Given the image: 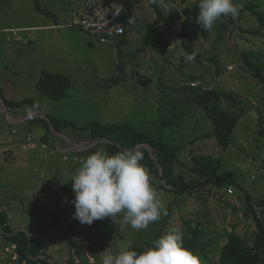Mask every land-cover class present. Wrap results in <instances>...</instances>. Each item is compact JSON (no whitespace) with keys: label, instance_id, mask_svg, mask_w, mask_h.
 Returning <instances> with one entry per match:
<instances>
[{"label":"rangeland","instance_id":"rangeland-1","mask_svg":"<svg viewBox=\"0 0 264 264\" xmlns=\"http://www.w3.org/2000/svg\"><path fill=\"white\" fill-rule=\"evenodd\" d=\"M83 1L36 0L39 7L58 17L56 21L37 11L35 0H0V95L12 100L25 97L38 105L34 118L21 123L7 124L5 113L0 112V141L12 139L7 157L0 153V208L8 214V226L39 240L49 264H100L104 250L144 244L160 229H182L185 220L200 222L208 231L227 232L236 226L244 238L256 229L243 213L246 195L264 213L258 206V201L264 200V135L258 132V120L264 114V86L240 59L244 50L251 52L253 61L263 62L264 35L238 29L257 30L256 20L249 12H239L232 17L236 27L229 35L216 23L208 38L196 46L199 58L187 62L175 35L176 22L167 17L171 9L180 10L194 0H156L165 16L158 27L170 47L155 48L143 41L146 24L156 17L151 0L138 4L122 0L128 17L126 40L117 39L114 45L102 44L80 28L48 27L78 18ZM257 3L264 11V1ZM42 70L71 78L72 86L64 97L51 100L38 91L35 82ZM18 80L24 82L25 90L16 89ZM185 84L199 88H178ZM201 88L237 93L235 106L223 101V108L238 118L226 148L218 146L214 137L187 143L212 128L204 110L193 100ZM7 112L14 117L13 111ZM49 118L62 121L56 130ZM163 118L173 123L159 132L157 121ZM91 123L125 124L160 135L169 143L186 142L178 151L182 172L192 165L193 155L209 154L219 160L218 175L233 180L239 188L227 195L228 182L221 179L200 188L203 195L197 194L199 197L159 190L167 215L139 232L125 224L122 215L116 221L107 217L90 226L81 224L72 215L75 207L70 201L75 194L71 177L91 154L88 148L98 144L84 128ZM4 128L8 133H3ZM139 145L137 151L148 148ZM0 264H28L19 260L15 245L5 240L1 231Z\"/></svg>","mask_w":264,"mask_h":264},{"label":"trees","instance_id":"trees-1","mask_svg":"<svg viewBox=\"0 0 264 264\" xmlns=\"http://www.w3.org/2000/svg\"><path fill=\"white\" fill-rule=\"evenodd\" d=\"M133 1L135 4H138L142 0ZM258 1L264 0H235L236 3H242L244 5L240 12H249L258 24V29L254 31L247 30L241 26H238V29L242 32L250 33L253 36L264 35V11L258 8ZM181 2L183 3L185 0H181ZM197 3L198 0H194L190 6L184 3V6L180 10L176 8L171 9L167 17L170 21L176 22L175 35L179 39L181 48L187 55L196 53L195 60L200 56V52L196 46L200 43L201 39L208 38L210 32L204 30L196 21L199 12ZM150 5L153 7L156 17L154 21L146 24L143 41L153 48L158 46L170 47L169 41L158 27L159 21L165 19L164 13L156 0H151ZM35 9L47 16L55 17V14H52L46 8L39 7L36 0ZM83 11L84 1L79 17L73 20L80 19L83 16ZM120 18L125 23V33L121 36H117L115 41L120 38H122V41L126 40L128 17L126 12H124V7ZM72 23L73 21L67 24ZM217 23L222 30L228 32V35L230 30L236 27L235 21L231 16L222 17ZM71 27L80 28L84 31L79 25H73ZM90 36L94 38L92 35ZM222 37L223 35H220V38ZM250 56V51H240V59L243 67L247 72L258 79L259 84L264 86V61L257 63L253 61ZM71 86L72 80L69 76L47 70H42L39 73L35 84V87L41 94L51 100H59L64 97ZM190 87L199 88V85L193 86L185 84L178 86V88L184 90ZM236 95V92L232 93L229 90L220 91L215 88H201L199 92L195 94L193 100L204 110L206 116L212 123V128L210 131L190 139L187 143H192L202 138L214 137L218 146L222 148L228 147L233 137V131L238 123V118L223 108V101L232 102L235 106L238 103ZM0 99L6 107H15L22 104L29 105L33 110H35L36 107V103L28 98L21 101H11L0 95ZM42 120L45 122V119ZM49 121L55 130L62 122L60 119L56 118H49ZM172 123L173 121L171 119L163 118L158 120V131L164 130L166 127L172 125ZM258 125L260 127L258 132L264 135V114L260 115ZM84 128L90 130L93 140H99L98 144H93L88 148L91 153L98 151L99 147H103L104 149L101 151L115 154L120 151H125V149H133L139 144H147L150 150L142 147L138 151L143 153L144 159L141 163L148 169L153 186L158 191H173L178 195L188 196L195 194L203 195L200 188L206 186L210 182L214 183L215 180L221 179L228 182V186L225 190L227 195L233 194V189L239 188V185L233 180L218 175L220 169L219 160L209 154L193 155L191 157L192 165L188 167L187 172H182L179 166L183 164L178 158V151L185 146L186 142L177 144L169 143L160 135L152 136L149 132L137 131L125 124L105 125L101 123H91ZM106 140H110V142ZM88 150L86 149V151ZM262 160L264 162V155ZM229 190H231V192H229ZM245 200L246 208L243 213L254 223L256 227L255 230L248 232L243 238L236 232V226H233V228L227 232L216 229L208 231L200 222L192 223L189 220H185L182 228L185 246L198 251L206 261V264H264V213H260V211L254 207V203L247 195ZM173 203L174 202L171 204L173 205ZM225 204L231 206L227 201H225ZM258 204V206L264 208L263 199L258 201ZM233 209L235 210L236 207H233ZM7 219L8 214L0 208L1 236L15 245L19 260L21 262H27L28 264H49L42 253L41 242L22 230L14 232L8 226ZM160 230L154 232V234L151 235L152 238L147 240L144 244H134L127 249L140 252L146 247L151 246L152 242L164 233Z\"/></svg>","mask_w":264,"mask_h":264},{"label":"clouds","instance_id":"clouds-1","mask_svg":"<svg viewBox=\"0 0 264 264\" xmlns=\"http://www.w3.org/2000/svg\"><path fill=\"white\" fill-rule=\"evenodd\" d=\"M197 7V23L211 31L222 17L238 16L244 5L235 0H198ZM184 59L194 62L196 53ZM143 159L137 150L115 154L98 150L86 156L71 177L73 218L90 226L96 220L111 217L116 221L122 215L123 222L139 232L167 215L162 194L153 186ZM102 253L100 264H206L198 251L185 246L179 227L168 229L140 252L117 247Z\"/></svg>","mask_w":264,"mask_h":264},{"label":"built area","instance_id":"built-area-1","mask_svg":"<svg viewBox=\"0 0 264 264\" xmlns=\"http://www.w3.org/2000/svg\"><path fill=\"white\" fill-rule=\"evenodd\" d=\"M122 11L121 0H84L83 16L57 28L79 25L99 42L114 45L115 38L125 33V23L120 18ZM33 114L35 112L30 116ZM26 139H30V135H26Z\"/></svg>","mask_w":264,"mask_h":264},{"label":"crops","instance_id":"crops-1","mask_svg":"<svg viewBox=\"0 0 264 264\" xmlns=\"http://www.w3.org/2000/svg\"><path fill=\"white\" fill-rule=\"evenodd\" d=\"M81 11H82V7H81ZM52 14H54V13H52ZM53 18H54V20L56 19V21H58V17L57 16H55ZM57 26H59V25H52V26H48V27H51V29H57ZM63 27H65V26H63ZM35 84H36V82H35ZM25 87L26 86H25L24 82H21V81H19V83L16 85V89L17 90H22V89L25 90ZM24 99H26V98L22 97V98L18 99V97H15L14 100H12V99H8V100L21 101V100H24ZM24 105H25V107H28V108L27 109L23 108ZM8 110H11V111L14 112V117L13 118L10 115H8V112H7ZM23 110H25L27 113L24 114ZM28 110H30V113H28L29 112ZM31 110H33V109H31V107L29 105H27V104H22L20 106L8 107L7 108L4 105V103H0V112L3 111L5 113V119L7 121L6 122L7 124L21 123V122H24V121H27V120H30V119L34 118V117L31 118L30 115H31L32 112H38V111H36V110H38V105H36L35 110H33V111H31ZM3 133H8V130L4 128ZM11 141H12V139H10V137H4V138H2V141H0V150H1L0 153H3V158H6L7 157V153L11 151V149H10ZM12 153H14V151ZM21 162H23V160H21Z\"/></svg>","mask_w":264,"mask_h":264},{"label":"water","instance_id":"water-1","mask_svg":"<svg viewBox=\"0 0 264 264\" xmlns=\"http://www.w3.org/2000/svg\"><path fill=\"white\" fill-rule=\"evenodd\" d=\"M138 146H140V145H138ZM138 146H135V149H134V150H136ZM147 146H148V145H147ZM147 149H148V150H150V149H149V146H148V148H147Z\"/></svg>","mask_w":264,"mask_h":264}]
</instances>
